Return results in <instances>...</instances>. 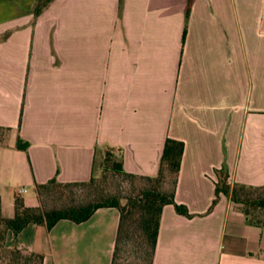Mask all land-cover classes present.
<instances>
[{"label":"crops","instance_id":"obj_1","mask_svg":"<svg viewBox=\"0 0 264 264\" xmlns=\"http://www.w3.org/2000/svg\"><path fill=\"white\" fill-rule=\"evenodd\" d=\"M37 1L0 0L2 214L17 194L39 205L36 183L89 180L107 146L156 175L172 137L175 199L193 215L163 206L152 264H264V223L224 193L209 211L219 168L264 184V0H192L188 16L190 0H51L35 15ZM119 222L101 206L9 229L6 244L42 264H113Z\"/></svg>","mask_w":264,"mask_h":264},{"label":"trees","instance_id":"obj_2","mask_svg":"<svg viewBox=\"0 0 264 264\" xmlns=\"http://www.w3.org/2000/svg\"><path fill=\"white\" fill-rule=\"evenodd\" d=\"M191 1L192 0H190L187 9V16L189 15ZM50 2L51 0H38L35 7V15L40 14ZM186 31L187 30L185 29L184 37ZM183 152L184 142L182 140L167 137L159 172L156 175H144L127 171L124 168L123 153L121 149L107 146L104 150L101 161L95 163L94 173L89 180L62 182L59 181L57 177H52L47 182L36 183L38 195L45 189H50L55 186L76 187L81 185H97L99 180L96 174L98 167L102 168L104 174L110 171L115 174H123L132 178H143L149 181V183H144L136 193L126 196L125 202H121L120 195L111 194L109 196L98 197L89 202L72 205L67 208H54L46 211L40 207V204L37 206L26 205L24 199L17 194L15 196V214L7 217L2 214L0 198V249L7 252L14 251L19 255H22V252L35 253L38 257L39 264H42L43 254L29 251L24 248L7 246V231L13 229L15 232H18L26 226V224L32 221L38 223L46 222L49 227H51L57 220L64 217L76 221H83L89 218L98 207L115 206L120 211V222L116 238L114 258L123 231L125 228L128 229L127 225L129 226L130 224H133L137 229L138 249L139 251H145L147 255V264H152L163 206L167 203H173L179 213L187 216L193 215L187 205L178 203L175 199L176 182ZM169 175L173 176V183L171 190L168 192L165 188H162V185L165 183ZM217 175L216 194L209 207V211L213 209L218 202L220 195L224 193L229 196L234 205L245 214L246 219L250 224L262 225L264 223V184L252 185L243 182L231 183L228 179L229 172L226 167L217 169ZM14 260L16 259L14 258ZM28 260L31 259L28 258Z\"/></svg>","mask_w":264,"mask_h":264},{"label":"rangeland","instance_id":"obj_3","mask_svg":"<svg viewBox=\"0 0 264 264\" xmlns=\"http://www.w3.org/2000/svg\"><path fill=\"white\" fill-rule=\"evenodd\" d=\"M101 160L98 158L97 162ZM97 185H81L76 187L55 186L45 189L39 193L40 207L49 211L54 208H67L83 202H89L98 197L118 194L121 196V202L126 201V196L136 193L144 183H149L147 179L127 177L123 174L112 172L103 173L102 168L98 167ZM105 175V176H104ZM173 176L169 175L162 185L168 192L172 188ZM28 192L25 195L36 196L34 187H27ZM8 212L6 208L5 213ZM118 242L113 264H147V255L145 251L138 249V236L136 226L127 225ZM14 258L16 260H14ZM31 259V260H28ZM16 261V262H15ZM0 264H39L38 257L35 253H23L19 255L0 249Z\"/></svg>","mask_w":264,"mask_h":264},{"label":"built area","instance_id":"obj_4","mask_svg":"<svg viewBox=\"0 0 264 264\" xmlns=\"http://www.w3.org/2000/svg\"><path fill=\"white\" fill-rule=\"evenodd\" d=\"M24 190V188H20V191H23Z\"/></svg>","mask_w":264,"mask_h":264}]
</instances>
